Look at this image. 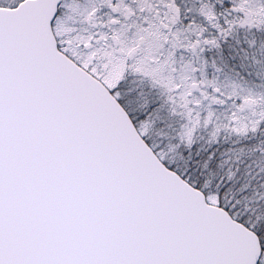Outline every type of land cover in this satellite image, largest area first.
Listing matches in <instances>:
<instances>
[{
  "label": "snow or ice",
  "instance_id": "6c2138e0",
  "mask_svg": "<svg viewBox=\"0 0 264 264\" xmlns=\"http://www.w3.org/2000/svg\"><path fill=\"white\" fill-rule=\"evenodd\" d=\"M0 264H264V0H0Z\"/></svg>",
  "mask_w": 264,
  "mask_h": 264
}]
</instances>
